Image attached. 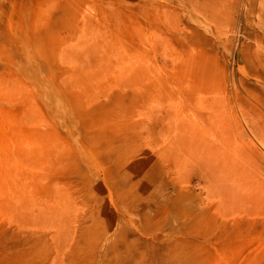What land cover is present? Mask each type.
<instances>
[{
	"label": "rangeland",
	"instance_id": "1",
	"mask_svg": "<svg viewBox=\"0 0 264 264\" xmlns=\"http://www.w3.org/2000/svg\"><path fill=\"white\" fill-rule=\"evenodd\" d=\"M0 264H264V0H0Z\"/></svg>",
	"mask_w": 264,
	"mask_h": 264
}]
</instances>
